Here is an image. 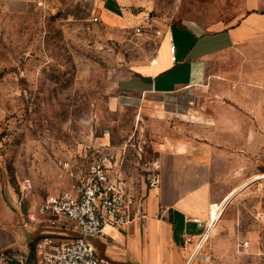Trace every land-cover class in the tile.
<instances>
[{"label":"crops","instance_id":"crops-1","mask_svg":"<svg viewBox=\"0 0 264 264\" xmlns=\"http://www.w3.org/2000/svg\"><path fill=\"white\" fill-rule=\"evenodd\" d=\"M236 6L220 27H169L149 71L118 84L114 106L156 103L154 112L141 108L138 113L158 123L160 183L149 189L145 175L137 180L123 173L132 220L123 227H104L90 239L100 264H183L184 237L196 236L207 225L209 264H244L246 259L264 264L259 205L264 189H258L264 178L251 182L264 173V158L256 163L253 156L260 147L244 140L245 134H264V0H237ZM253 182L257 185L239 201ZM8 188L0 171V255H26L32 246L34 261L44 238L75 236L66 221L60 230L48 228L37 222L36 212L21 211ZM247 203L252 208L245 222L241 207ZM241 225L252 226L244 230ZM0 264H5L1 258Z\"/></svg>","mask_w":264,"mask_h":264},{"label":"rangeland","instance_id":"rangeland-1","mask_svg":"<svg viewBox=\"0 0 264 264\" xmlns=\"http://www.w3.org/2000/svg\"><path fill=\"white\" fill-rule=\"evenodd\" d=\"M236 1L0 0V171L21 211L36 212L48 196L66 191L69 173L85 174L96 145L110 144L124 175L141 180L146 165L156 162L159 133L158 123L138 111L154 112L156 103L114 106L118 84L149 71L169 27H220L236 13ZM244 140L260 147L253 160L261 162L264 134ZM251 208L241 207L245 222ZM32 248L0 258L33 264Z\"/></svg>","mask_w":264,"mask_h":264},{"label":"built area","instance_id":"built-area-1","mask_svg":"<svg viewBox=\"0 0 264 264\" xmlns=\"http://www.w3.org/2000/svg\"><path fill=\"white\" fill-rule=\"evenodd\" d=\"M97 21V18L93 19V22ZM169 51L174 54L171 43ZM111 149L110 144L94 146L93 159L85 174L69 173L67 190L48 196L38 208V223L60 230L61 223L66 221L72 225L75 236L66 241L44 238L36 245L37 256L33 264H100L90 239L101 234L104 227H123L132 220L129 196L122 181L123 163L114 162ZM145 168L149 189H157L160 181L156 162ZM193 222L200 224L198 219ZM209 227L207 225L196 236L184 237L183 246L188 252L183 264L210 263V257L204 252L210 237ZM19 263H22L21 259Z\"/></svg>","mask_w":264,"mask_h":264},{"label":"water","instance_id":"water-1","mask_svg":"<svg viewBox=\"0 0 264 264\" xmlns=\"http://www.w3.org/2000/svg\"><path fill=\"white\" fill-rule=\"evenodd\" d=\"M146 82H151V79H149V78H145L144 79Z\"/></svg>","mask_w":264,"mask_h":264}]
</instances>
